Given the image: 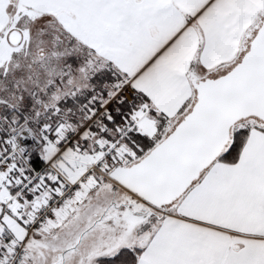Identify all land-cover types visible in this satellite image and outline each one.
<instances>
[{"label":"snow or ice","instance_id":"snow-or-ice-1","mask_svg":"<svg viewBox=\"0 0 264 264\" xmlns=\"http://www.w3.org/2000/svg\"><path fill=\"white\" fill-rule=\"evenodd\" d=\"M0 264H264V0H0Z\"/></svg>","mask_w":264,"mask_h":264}]
</instances>
